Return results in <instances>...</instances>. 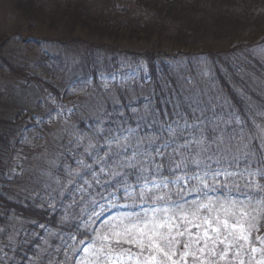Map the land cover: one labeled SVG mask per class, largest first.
Instances as JSON below:
<instances>
[{
    "label": "trees",
    "instance_id": "16d2710c",
    "mask_svg": "<svg viewBox=\"0 0 264 264\" xmlns=\"http://www.w3.org/2000/svg\"><path fill=\"white\" fill-rule=\"evenodd\" d=\"M61 1L7 0L23 24L0 31V264H64L105 201L144 205L133 189L125 198L120 177L109 178L110 169L125 171L114 137L155 139L140 149L150 151L167 139V125L191 122L193 111L207 122L264 103V0H130L132 16L112 0L102 10ZM153 40L159 47L147 48ZM136 68L127 82L100 80ZM221 155L212 169H264L259 153ZM249 184L223 192L260 196ZM181 188L161 193L175 200Z\"/></svg>",
    "mask_w": 264,
    "mask_h": 264
},
{
    "label": "snow or ice",
    "instance_id": "6c2138e0",
    "mask_svg": "<svg viewBox=\"0 0 264 264\" xmlns=\"http://www.w3.org/2000/svg\"><path fill=\"white\" fill-rule=\"evenodd\" d=\"M191 115V122L182 117L183 123L177 121L175 126L167 125V139L150 151L140 149L145 144H154L155 139L137 138L134 145L128 137L123 141L113 138L115 163L125 171L110 169L109 178L120 177L117 182L125 187V198L131 199L127 190L133 189L139 203L151 206L113 217L100 228H93L95 235L89 237L90 243L79 241L84 247L77 251L85 255L74 259V264H246L244 256L249 248L251 253L261 251L252 246L251 236L253 231H259L255 221L264 214V187L259 183L254 185L261 197L254 207L247 192L241 194L248 199V204L230 195L223 200L220 197L213 200L209 193L220 191L223 195L227 185L218 178L235 174L212 169L211 162L220 164L224 159L222 152L235 148L246 161L257 153L264 156V103L249 104L244 115L230 112L227 119L206 122L203 113L197 116L193 111ZM254 117L259 118L260 123ZM112 143L108 142L110 153ZM129 148L134 149L130 155ZM169 148L171 152L167 151ZM108 159L112 160V155H108ZM165 171L182 174L170 179L164 175ZM130 175L135 176L131 183ZM149 175L158 177L159 183L149 179ZM258 175L264 179V171ZM209 176L212 183L208 182ZM181 181L185 186L196 181L188 194L202 195L204 199L189 202L182 195L183 188L177 193L179 201L173 200L169 192L161 193V188L168 189L170 184ZM96 183H100L99 179ZM236 190L239 191V186ZM93 215L98 217L99 214ZM256 240L264 244V238L257 236ZM256 264H264V258Z\"/></svg>",
    "mask_w": 264,
    "mask_h": 264
},
{
    "label": "rangeland",
    "instance_id": "374dc122",
    "mask_svg": "<svg viewBox=\"0 0 264 264\" xmlns=\"http://www.w3.org/2000/svg\"><path fill=\"white\" fill-rule=\"evenodd\" d=\"M86 3L88 4H95L96 9L101 7V10L107 6V0H85ZM114 4H118L123 8L128 9L130 15H135V10L132 8L131 6V2L130 0H112L111 1ZM57 3L64 7L67 5V3L65 1H61V0H57ZM93 3V4H92ZM9 5H7V0H0V31L4 34L5 29L6 28H11L17 24H23L22 23V19L20 17L19 13H15L17 12L14 8H9ZM94 6V5H93ZM109 8V7H107ZM105 8V10L107 9ZM98 10V9H97ZM100 10V11H101ZM99 16V15H98ZM103 15L100 14L99 19H102ZM0 32V33H1ZM1 33V34H2ZM54 35V37H57L56 33H52ZM6 35L7 32H6ZM16 45V43L11 42L8 44V46H6L3 49L2 54L7 56L9 55V50H13L12 46ZM147 45V48H156L159 47V44L157 41H152ZM127 46V45H125ZM166 50L170 51L171 49L166 46L165 47ZM159 61V59H158ZM4 66H2L1 68H3ZM141 66H137V68H139ZM136 70H131V69H120L117 71H114L112 74H103V76L100 77L101 82L104 85H108L111 83H116L118 81H122V83L127 82L128 80L131 79V76L136 74ZM16 156V146L14 145L12 148V157L11 159L8 161V167H7V174L9 177L12 176L13 170L15 169V162H14V158ZM221 172H229V173H235L234 175L231 176H221L218 179L221 180V183L224 184H235V183H239V182H248L250 184H252L253 186L256 183H259L262 187H264V179H261L260 176L258 175V173L264 171L263 168H253V167H244L241 169H217ZM250 173H257L256 176H252L250 175ZM208 179H211V181H208L209 183L212 182V178L211 176L208 177ZM157 183H159V180H157ZM196 181H190L186 186L184 185V183L181 181L177 184H170L169 187H183L184 188V192L182 193V195H184L185 199H187L189 202L193 201V200H203V196H197L195 193H192L191 195L188 194L189 190L196 184ZM164 189V188H161ZM254 190L255 187H253ZM209 195L213 198V200H215L217 197H220L221 200L224 199L225 196H231L232 199L236 200V201H243L245 204H248V199L245 198L244 195H242L241 193H237V192H233V191H226L223 192V195L221 194L220 191H216V192H210ZM251 200H252V206H255V201L260 199V196H250ZM177 201L180 200V198L175 199ZM123 203V202H122ZM151 205H138V206H134L132 204H121L120 200L116 201V202H109V201H105L100 208L94 212L96 214H99L98 217L96 215H91L88 219V221H86V226L88 227V234L92 237H94L95 233L92 231L93 228H100L106 221H111L113 217H117V216H121V215H125V214H132L134 212H140L142 211V209L144 207H150ZM250 210V209H249ZM255 215V213H254ZM256 223V228L259 229V231H253L252 236H251V244L252 246H255L259 249H261V251H258L256 253H251L250 248L248 250L247 255L244 256L245 262L246 264H248L249 259L251 258V264H256V261L260 260L261 258H264V244L259 243L256 240L257 236H260L261 238H264V214H261L257 220L255 221ZM247 226V225H245ZM193 232L196 231V229H192ZM91 241L85 240V243H90ZM84 247V245L79 244L77 246H74L71 250H70V254L67 256V258H65V262L64 264H74V259H79L81 257H83L85 254L83 253V251H77V249H82Z\"/></svg>",
    "mask_w": 264,
    "mask_h": 264
}]
</instances>
